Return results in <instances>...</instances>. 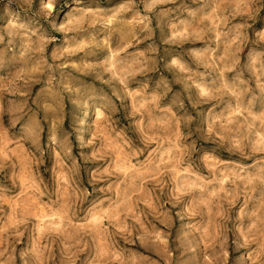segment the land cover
Segmentation results:
<instances>
[{
  "label": "rangeland",
  "instance_id": "obj_1",
  "mask_svg": "<svg viewBox=\"0 0 264 264\" xmlns=\"http://www.w3.org/2000/svg\"><path fill=\"white\" fill-rule=\"evenodd\" d=\"M0 264H264V0H0Z\"/></svg>",
  "mask_w": 264,
  "mask_h": 264
}]
</instances>
